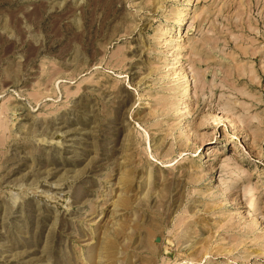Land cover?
Segmentation results:
<instances>
[{
  "label": "rangeland",
  "instance_id": "rangeland-1",
  "mask_svg": "<svg viewBox=\"0 0 264 264\" xmlns=\"http://www.w3.org/2000/svg\"><path fill=\"white\" fill-rule=\"evenodd\" d=\"M0 264H264V0H0Z\"/></svg>",
  "mask_w": 264,
  "mask_h": 264
}]
</instances>
